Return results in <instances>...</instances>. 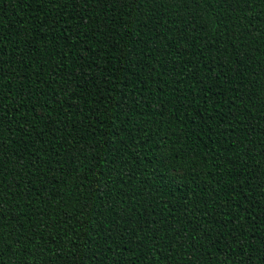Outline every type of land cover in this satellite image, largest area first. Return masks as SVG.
I'll return each mask as SVG.
<instances>
[{
    "label": "trees",
    "instance_id": "obj_1",
    "mask_svg": "<svg viewBox=\"0 0 264 264\" xmlns=\"http://www.w3.org/2000/svg\"><path fill=\"white\" fill-rule=\"evenodd\" d=\"M0 264H264V0H0Z\"/></svg>",
    "mask_w": 264,
    "mask_h": 264
}]
</instances>
